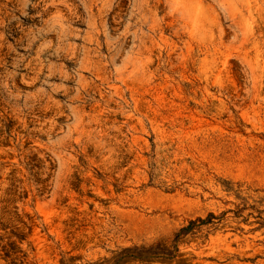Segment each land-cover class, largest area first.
I'll return each instance as SVG.
<instances>
[{
    "label": "rangeland",
    "instance_id": "obj_1",
    "mask_svg": "<svg viewBox=\"0 0 264 264\" xmlns=\"http://www.w3.org/2000/svg\"><path fill=\"white\" fill-rule=\"evenodd\" d=\"M0 264H264V0H0Z\"/></svg>",
    "mask_w": 264,
    "mask_h": 264
}]
</instances>
